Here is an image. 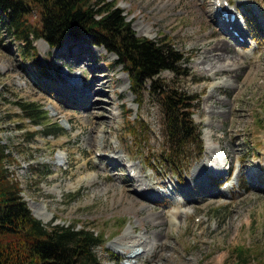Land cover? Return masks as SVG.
Returning <instances> with one entry per match:
<instances>
[{
  "label": "rangeland",
  "instance_id": "rangeland-1",
  "mask_svg": "<svg viewBox=\"0 0 264 264\" xmlns=\"http://www.w3.org/2000/svg\"><path fill=\"white\" fill-rule=\"evenodd\" d=\"M108 1L124 11L136 36L166 39L189 58L188 77L163 72L160 79L196 96L192 119L202 157L179 174L154 166L147 145L131 142L125 130L139 117L152 132L148 147L159 151L160 109L147 93L138 106L114 55L82 37L65 38L59 50L31 38L36 56L26 59L3 18L0 140L15 159L5 168L22 199L52 214L44 225L102 233L95 252L104 264H244L238 252L246 264H264V0H223L247 28L239 44L217 21V0ZM223 41L228 47L217 51ZM17 101L44 106L63 134L30 135L41 128L20 119ZM181 186L185 196L174 190Z\"/></svg>",
  "mask_w": 264,
  "mask_h": 264
},
{
  "label": "trees",
  "instance_id": "trees-1",
  "mask_svg": "<svg viewBox=\"0 0 264 264\" xmlns=\"http://www.w3.org/2000/svg\"><path fill=\"white\" fill-rule=\"evenodd\" d=\"M32 13L34 24L27 20ZM3 18L7 32L23 44L22 56L26 59L36 56L31 38H40L50 50H59L65 38L82 37L91 46L114 55L129 77L138 106L147 93L162 115L159 151L148 147L152 132L139 117L126 124L131 142L147 145L148 161L171 174H179L200 160L201 129L192 119L197 98L160 79L163 72L175 78L190 75L189 58L168 40L136 36L124 11L108 0H0V19L4 21ZM36 67L44 70L42 65ZM15 105L21 120L41 128L30 135L55 138L63 134L44 106L24 101ZM11 161L15 159L0 140V264H104L95 252L105 242L102 233L75 224L44 225L33 216L21 197L19 181L5 168V163ZM241 255H236L237 262L246 264L247 259Z\"/></svg>",
  "mask_w": 264,
  "mask_h": 264
},
{
  "label": "bare ground",
  "instance_id": "bare-ground-1",
  "mask_svg": "<svg viewBox=\"0 0 264 264\" xmlns=\"http://www.w3.org/2000/svg\"><path fill=\"white\" fill-rule=\"evenodd\" d=\"M216 11L214 12L215 17L217 19V21L219 22V24L221 25V28L223 31L230 33V36L232 37V39L236 42V44L242 43L245 40V36L247 34V28L244 24V21L241 17V15L235 11L232 10V5L231 4H227L225 2H223V0H217L216 2ZM221 9V13L220 10ZM236 8V7H234ZM234 19H231V16L234 15ZM239 18V19H238ZM242 21V22H241ZM234 33H236L237 37H235ZM241 39V40H239ZM65 42V41H64ZM218 45V44H217ZM228 47L227 42H222L221 46L218 47L217 51H224L225 49ZM78 52L73 56H77ZM83 83L80 84V86H82ZM79 86L78 87H74L72 88L71 92H77L79 90ZM97 106L96 102L91 103L90 107L91 109L95 108ZM97 108V107H96ZM95 152H102V148L100 149H96ZM118 158V157H117ZM131 171L133 170L135 173V179L137 182L140 183V185H138L139 187H142L143 185V180L140 179V170L138 168H135L134 166L129 168ZM184 187H187V185H183ZM195 185L190 186L189 188H194ZM207 186H209V183L207 184ZM184 187H177V188H173L177 193H179L182 196H185L184 193H188V191L184 188ZM200 187L201 190H205L203 187H201L200 185L197 186ZM203 188V189H202ZM172 190V189H170ZM194 190V189H193ZM206 191V190H205ZM140 194L151 198L152 200H159V198L161 197L160 194L155 193V194H145L143 193L142 190L139 191ZM207 192V191H206ZM172 193V192H171ZM173 194V193H172ZM169 197V196H168ZM31 204H29V208L32 210V214H34L33 216L35 218H37L38 220H41V222L43 224H47L51 219H52V214H44L42 213V211L38 208V206L35 205L34 202H30ZM43 210V209H42ZM177 214L178 212H174L169 216V220H175L177 218Z\"/></svg>",
  "mask_w": 264,
  "mask_h": 264
},
{
  "label": "water",
  "instance_id": "water-1",
  "mask_svg": "<svg viewBox=\"0 0 264 264\" xmlns=\"http://www.w3.org/2000/svg\"><path fill=\"white\" fill-rule=\"evenodd\" d=\"M32 212V211H31ZM37 219V218H36Z\"/></svg>",
  "mask_w": 264,
  "mask_h": 264
}]
</instances>
